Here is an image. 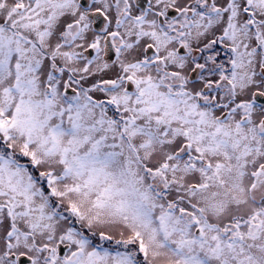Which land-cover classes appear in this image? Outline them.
<instances>
[{
  "label": "snow or ice",
  "instance_id": "6c2138e0",
  "mask_svg": "<svg viewBox=\"0 0 264 264\" xmlns=\"http://www.w3.org/2000/svg\"><path fill=\"white\" fill-rule=\"evenodd\" d=\"M0 264H264V0H0Z\"/></svg>",
  "mask_w": 264,
  "mask_h": 264
}]
</instances>
